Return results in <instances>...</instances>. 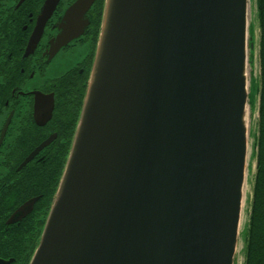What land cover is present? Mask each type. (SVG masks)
<instances>
[{
    "label": "water",
    "instance_id": "water-1",
    "mask_svg": "<svg viewBox=\"0 0 264 264\" xmlns=\"http://www.w3.org/2000/svg\"><path fill=\"white\" fill-rule=\"evenodd\" d=\"M59 1H46L44 20ZM93 1L66 12L54 52L82 35L87 23L73 18ZM251 3L104 0L72 145L28 264H235L252 153Z\"/></svg>",
    "mask_w": 264,
    "mask_h": 264
},
{
    "label": "flooded vegetation",
    "instance_id": "flooded-vegetation-1",
    "mask_svg": "<svg viewBox=\"0 0 264 264\" xmlns=\"http://www.w3.org/2000/svg\"><path fill=\"white\" fill-rule=\"evenodd\" d=\"M46 1L0 0V264H24L29 251L38 245L52 202L41 198L44 193L22 199L26 196L14 193L13 185L25 175L48 183L61 171L58 186L100 34L104 0H94L88 10L77 12L73 18L74 23H87L82 35L54 52L52 43L62 31L66 12L77 0H60L44 20ZM32 40L36 41L33 49ZM77 46L78 55L67 68L49 76L54 61ZM34 198L37 200L30 212L10 221L24 203Z\"/></svg>",
    "mask_w": 264,
    "mask_h": 264
},
{
    "label": "trees",
    "instance_id": "trees-1",
    "mask_svg": "<svg viewBox=\"0 0 264 264\" xmlns=\"http://www.w3.org/2000/svg\"><path fill=\"white\" fill-rule=\"evenodd\" d=\"M256 17L259 26L260 77L253 80L259 97L257 133L254 134L253 155L256 158V172L252 180V195L249 198L248 223L243 231L244 264H264V0H256ZM255 95V98H256ZM256 99H254L255 104ZM66 162V161H65ZM64 162V165H65ZM60 173L48 183H38L35 175H25L19 184L13 185V192L27 196L44 193V201L52 202ZM21 201V200H20ZM42 203V202H39ZM33 251H29L24 264H28ZM0 254L3 251L0 249Z\"/></svg>",
    "mask_w": 264,
    "mask_h": 264
},
{
    "label": "rangeland",
    "instance_id": "rangeland-1",
    "mask_svg": "<svg viewBox=\"0 0 264 264\" xmlns=\"http://www.w3.org/2000/svg\"><path fill=\"white\" fill-rule=\"evenodd\" d=\"M251 7H252V20H251V24H252V41L254 44V48L251 52V76L253 78V80H257L260 77V65H259V26H258V21H257V17H256V0H251ZM79 52V47H75L74 49H72L68 54H64V55H60L52 64L51 67H53L50 70L49 76H57L59 75L60 72H62L63 70H65L69 64V61L76 55H78ZM252 91L250 94V103L253 106L252 110H251V118H250V130H251V135H250V145L252 147V153L250 155V159H249V185H248V189H247V199L245 201L244 204V209H243V214H242V219H241V227L242 229L245 227V225L248 223V208H249V204H248V200L252 195V180L254 177V174L256 172V158H254L253 155V143H254V138H253V134L257 133L256 129H257V121H258V107H259V97H257L256 95V85L255 82H252ZM256 95V98H255ZM254 99H256L255 104H254ZM244 231V230H243ZM243 236V234H242ZM243 243L240 240V244H239V248H238V252L236 255V261L235 264H244V254H243Z\"/></svg>",
    "mask_w": 264,
    "mask_h": 264
}]
</instances>
